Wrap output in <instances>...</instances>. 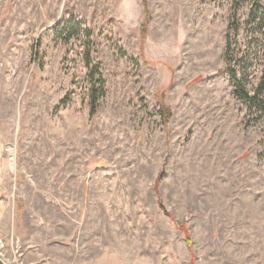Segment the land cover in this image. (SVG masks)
Segmentation results:
<instances>
[{
  "label": "rangeland",
  "instance_id": "rangeland-1",
  "mask_svg": "<svg viewBox=\"0 0 264 264\" xmlns=\"http://www.w3.org/2000/svg\"><path fill=\"white\" fill-rule=\"evenodd\" d=\"M262 4L0 0L7 264H264V115L227 71L257 85ZM69 18L93 31V114L83 38L53 31Z\"/></svg>",
  "mask_w": 264,
  "mask_h": 264
},
{
  "label": "trees",
  "instance_id": "trees-1",
  "mask_svg": "<svg viewBox=\"0 0 264 264\" xmlns=\"http://www.w3.org/2000/svg\"><path fill=\"white\" fill-rule=\"evenodd\" d=\"M256 10L258 12V22H264V4L257 5ZM251 17L252 19L255 18L254 15ZM232 24H234V22L230 23L226 33V55L230 51L231 47V37L229 32ZM236 26L237 25H234V32L237 31ZM53 31L55 36L63 42L83 38V59L85 66L88 69L89 81L91 82L90 108L91 113L93 114L98 107L99 99L105 94V80L100 71V62H94L92 59L93 41L91 37L93 35V31L75 18L63 20L54 27ZM227 71L233 87L234 96L246 103L249 108L254 109V111L258 114L264 115V65L257 85L254 87L253 91H250L246 87L247 81L243 75L239 73L241 71H239L237 67H228ZM65 102V99L60 101L61 104H65ZM159 112L161 113L162 118H167L170 115V110L167 106L162 105ZM186 241L189 242V237H186Z\"/></svg>",
  "mask_w": 264,
  "mask_h": 264
},
{
  "label": "bare ground",
  "instance_id": "bare-ground-1",
  "mask_svg": "<svg viewBox=\"0 0 264 264\" xmlns=\"http://www.w3.org/2000/svg\"><path fill=\"white\" fill-rule=\"evenodd\" d=\"M10 155H12V150H10ZM10 160H11V161H10V162H11L10 165H11V168L13 169V162H12L13 157H12V156L10 157Z\"/></svg>",
  "mask_w": 264,
  "mask_h": 264
},
{
  "label": "built area",
  "instance_id": "built-area-1",
  "mask_svg": "<svg viewBox=\"0 0 264 264\" xmlns=\"http://www.w3.org/2000/svg\"><path fill=\"white\" fill-rule=\"evenodd\" d=\"M1 243H2V242H1V240H0V245H1ZM0 257L2 258L4 264H7L6 261H5V259H4L3 256H2V253H1V252H0Z\"/></svg>",
  "mask_w": 264,
  "mask_h": 264
},
{
  "label": "crops",
  "instance_id": "crops-1",
  "mask_svg": "<svg viewBox=\"0 0 264 264\" xmlns=\"http://www.w3.org/2000/svg\"><path fill=\"white\" fill-rule=\"evenodd\" d=\"M0 264H4V262H3V260H2V258L0 257Z\"/></svg>",
  "mask_w": 264,
  "mask_h": 264
}]
</instances>
